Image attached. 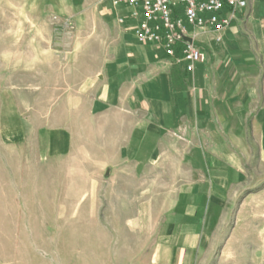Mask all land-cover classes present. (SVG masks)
<instances>
[{"label": "rangeland", "instance_id": "rangeland-1", "mask_svg": "<svg viewBox=\"0 0 264 264\" xmlns=\"http://www.w3.org/2000/svg\"><path fill=\"white\" fill-rule=\"evenodd\" d=\"M114 8L0 0V264H154L170 230L190 170L178 152L151 159L153 139L145 168L126 153L135 116L110 64ZM207 236L190 264H264L258 161Z\"/></svg>", "mask_w": 264, "mask_h": 264}, {"label": "crops", "instance_id": "crops-1", "mask_svg": "<svg viewBox=\"0 0 264 264\" xmlns=\"http://www.w3.org/2000/svg\"><path fill=\"white\" fill-rule=\"evenodd\" d=\"M114 10L124 21L108 26L110 64L122 76L119 89L127 90L135 116L126 153L145 168L143 146L153 139L151 159L178 152L190 170L154 264H190L210 228L221 223L251 162L264 167V0H250L224 32L190 28L205 56L193 73L185 62L138 43L129 10Z\"/></svg>", "mask_w": 264, "mask_h": 264}, {"label": "built area", "instance_id": "built-area-1", "mask_svg": "<svg viewBox=\"0 0 264 264\" xmlns=\"http://www.w3.org/2000/svg\"><path fill=\"white\" fill-rule=\"evenodd\" d=\"M250 0H113L129 10L133 34L140 44H155L170 58L181 57L193 73L205 60L191 39L190 28L224 32ZM124 19L121 20L123 22Z\"/></svg>", "mask_w": 264, "mask_h": 264}, {"label": "water", "instance_id": "water-1", "mask_svg": "<svg viewBox=\"0 0 264 264\" xmlns=\"http://www.w3.org/2000/svg\"><path fill=\"white\" fill-rule=\"evenodd\" d=\"M187 41L192 42V39H187Z\"/></svg>", "mask_w": 264, "mask_h": 264}]
</instances>
